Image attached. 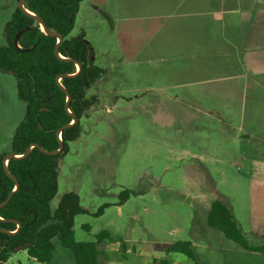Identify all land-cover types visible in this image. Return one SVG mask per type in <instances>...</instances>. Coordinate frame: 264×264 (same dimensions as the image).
<instances>
[{
  "label": "rangeland",
  "instance_id": "rangeland-1",
  "mask_svg": "<svg viewBox=\"0 0 264 264\" xmlns=\"http://www.w3.org/2000/svg\"><path fill=\"white\" fill-rule=\"evenodd\" d=\"M172 1L80 3L69 36L84 34L91 61L105 73L89 89L92 103L80 119V134L59 162L51 207L64 193L75 192L88 213L73 218L74 240L95 241L106 230L126 244L124 255L118 243H103L102 264H148L150 258L163 257L253 264L246 256L257 254L227 239L206 218L210 204L220 202L249 242L243 232L250 225L249 194L258 185V168L241 157L264 148V38L243 40V62L257 75L245 78L246 87L232 85L223 70L230 56L198 54L195 40H183L179 5ZM253 2L240 0L234 8L245 35L264 33V21L257 18L264 15V1L262 12L250 6ZM16 4L0 0V45ZM248 15L255 18L251 24H245ZM24 111L14 78L0 73V153L9 150ZM123 190L129 197L119 204ZM255 201L260 213V200ZM177 241H190L193 257L166 254L165 248ZM54 242L48 264H75L71 252ZM139 251L148 252V260L137 257ZM261 258L258 264H264ZM6 264L41 263L17 248Z\"/></svg>",
  "mask_w": 264,
  "mask_h": 264
},
{
  "label": "trees",
  "instance_id": "trees-1",
  "mask_svg": "<svg viewBox=\"0 0 264 264\" xmlns=\"http://www.w3.org/2000/svg\"><path fill=\"white\" fill-rule=\"evenodd\" d=\"M82 1L25 0V9L40 17L48 30L62 36L58 54L64 59L55 53L57 39L41 31L38 22L21 11L17 4L4 28V43L0 45V73L14 78L16 93L24 102L25 111L14 129L9 150L0 153V203L14 189V182L3 170V157L8 153L20 156L31 144L55 151L59 147L57 130L71 123L69 112L76 116L77 121L61 130L63 149L60 153L47 155L32 147L26 157L7 161V170L19 186L0 209V228L15 231V223L4 221L9 219L20 222L21 227L12 235L0 232V264H6L16 248L26 250L28 256L38 263L48 264L55 249L54 241L71 252L75 264H102L100 246L103 243H118L122 252L126 250V244L114 239L106 230L96 234L95 241L74 240L73 218L88 213L79 205L77 193H64L57 206L54 209L51 207V200L57 192L59 162L69 143L80 134V119L92 103L87 96L89 89L105 73L104 68L91 61L92 48L84 41V34L80 32L77 36H69ZM25 27L27 29L20 34L15 46V34ZM65 59L75 60L81 66L76 75L60 79V84L69 94V112L65 109L67 94L58 85L57 77L74 74L76 65ZM129 193L123 190L119 194V204L128 199ZM104 207L99 208L98 215ZM206 223L244 250L264 255V245L249 244L232 214L220 202L210 204ZM171 252L193 257L190 241L172 243L165 248L166 254ZM150 264H170V261L166 257L152 258Z\"/></svg>",
  "mask_w": 264,
  "mask_h": 264
},
{
  "label": "crops",
  "instance_id": "crops-1",
  "mask_svg": "<svg viewBox=\"0 0 264 264\" xmlns=\"http://www.w3.org/2000/svg\"><path fill=\"white\" fill-rule=\"evenodd\" d=\"M179 5L180 16H181V38L187 40H195L197 44L196 49L198 54H206L211 56L216 55H229L230 59L224 64V71L228 72L229 79L231 83H238L240 87H246L248 83L244 82L246 77L256 76V73H252L254 69L249 67L245 62H243V45L245 38H257L258 35L264 38V33L260 32L258 34H253L248 32V35L243 34L240 31V26L243 22L241 16H238L234 12V8L238 6L240 0H176ZM253 4L250 6L260 7L259 12H262V1L264 0H253ZM174 2V0L172 1ZM258 12V11H256ZM260 22L264 21V15L260 14ZM255 18L248 15L246 17L245 24H251ZM202 40V41H201ZM201 41V42H200ZM187 43L185 46H187ZM220 63H217L216 67H219ZM221 67V66H220ZM250 68V70L248 69ZM256 70V69H255ZM262 72L261 76L264 77V66L260 69ZM247 71V75L244 72ZM256 78V77H255ZM256 80V79H255ZM264 82V80H261ZM260 102L264 104V98H260ZM264 107V106H262ZM264 135V133H262ZM264 143V138L260 140ZM264 148L255 150L253 156L241 157L242 160L246 158V164L251 167L258 168L254 171L257 175L254 176V180H258L257 186H252V191L250 192V214L249 226L244 230L245 237L249 240L252 246H262L264 245V154L261 153ZM248 178H253L251 175H247ZM253 181V179H252ZM249 189V187H248ZM259 199L258 203L259 213L256 210V201ZM241 227V226H240ZM242 229V228H241ZM243 231V230H242ZM119 252L118 250H116ZM129 250H125L124 255L128 254ZM146 254V255H141ZM252 253V252H251ZM148 252L139 251L136 253L137 257H145L147 259ZM257 254V253H255ZM264 255L257 254L256 256H246L247 260L253 264H258L262 262ZM121 259H125V256H120ZM189 258V257H188ZM191 259V258H190ZM148 260V259H147ZM151 258L148 264H150ZM192 262L182 261V260H172L170 264H199L191 260Z\"/></svg>",
  "mask_w": 264,
  "mask_h": 264
},
{
  "label": "water",
  "instance_id": "water-1",
  "mask_svg": "<svg viewBox=\"0 0 264 264\" xmlns=\"http://www.w3.org/2000/svg\"><path fill=\"white\" fill-rule=\"evenodd\" d=\"M24 4H25V0H18V2H17V6H18V8H19L21 11H23L24 13H26L28 16L32 17L36 22H38V24L40 25V29H41V31H43V32H44L45 34H47V35L54 36V37L57 39V46L55 47V53L58 55L59 58L64 59L62 56H60V55L58 54V45H59V43L62 41V36H61L60 34H57V33H54V32H52V31L48 30V29L46 28V26L44 25L43 20H42L40 17H38V16H36L35 14H33L32 12L28 11L27 9H25ZM26 29H27V27L23 28L22 30L18 31V32L15 34L14 39H13V44H14L15 46H17V41H18V38H19L20 34H21L24 30H26ZM84 41L87 42L86 40H84ZM91 58H92V57H91ZM65 60L72 61V62L75 63V65H76V72H75L74 74H72V75H65V74H63V75H60V76L57 77V83H58V85H59L60 88H61L64 92H66V94H67V97H66V103H65V109L68 111L69 94H68V92L64 89V87L60 84V79H61L62 77H72V76L76 75V74L80 71L81 66H80V64H79L78 62H76L75 60H72V59H65ZM68 112H69V111H68ZM69 114H70V116H71V118H72V119H71V123L68 124V125L63 126L62 128H60V129L57 130V132H56V135H57L58 140H59V147H58L57 150H55V151H47V150L42 149L38 144H31L30 146H28V147L26 148L25 152H24L22 155H20V156H18V155H14L13 153H8V154H6V155L3 157V159H2L3 170H4L5 174H6V175H7V176H8V177L14 182V189H13V190L7 195V197L5 198V200H4L3 202L0 203V209H1L3 206H5V205L7 204V202H8L9 199L11 198L13 192L16 191L17 188H18V186H19L17 180H16L14 177H12V176L10 175V173L8 172V170H7V161L10 160V159H17V158H24V157H26V156L28 155V153H29V151H30V149H31L32 147H37L42 153L47 154V155H56V154L60 153V152L62 151V149H63V144H62V142H61V137H60L61 130H62L63 128H66V127H69V126L73 125V124L77 121V118H76V116H75L73 113H70V112H69ZM0 220H1V218H0ZM4 221H9V222H13V223H15L16 226H17V228H16V230L13 231V232L6 231V230L0 228V232H2V233L8 234V235H12V234L16 233V232L20 229V227H21L20 222H18V221H16V220L9 219V220H4ZM16 249H17V248H16ZM16 249H15V250H16Z\"/></svg>",
  "mask_w": 264,
  "mask_h": 264
}]
</instances>
